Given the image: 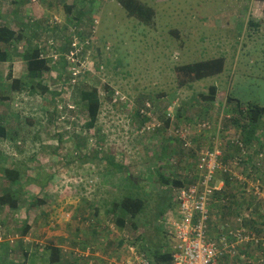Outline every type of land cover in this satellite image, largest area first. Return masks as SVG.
I'll list each match as a JSON object with an SVG mask.
<instances>
[{"label":"rangeland","instance_id":"obj_1","mask_svg":"<svg viewBox=\"0 0 264 264\" xmlns=\"http://www.w3.org/2000/svg\"><path fill=\"white\" fill-rule=\"evenodd\" d=\"M141 1L155 12L148 23L117 0H0V24L23 35L9 47L12 61L0 62V123L9 133L0 139V195L9 184L3 169L22 171L20 206H0V264H53L51 245L61 249L54 264H127L151 260L161 245L170 251L176 187L161 175L196 183L206 147L231 167L214 180L227 197L211 204L210 235L233 244V254L221 244L217 264H264V120L246 145L228 102L264 106V0ZM32 44L52 58L46 93L10 88V68L28 78L21 53ZM217 56L226 59L220 74L189 82L178 72ZM212 84L218 92L205 99ZM84 85L102 101L91 128L77 91ZM128 193L148 198L138 228L119 227L109 211ZM158 204L160 231L152 224Z\"/></svg>","mask_w":264,"mask_h":264},{"label":"trees","instance_id":"obj_2","mask_svg":"<svg viewBox=\"0 0 264 264\" xmlns=\"http://www.w3.org/2000/svg\"><path fill=\"white\" fill-rule=\"evenodd\" d=\"M94 0H89L92 4ZM122 7L127 11L129 16L135 17L142 22L148 23L152 20L154 15V9L148 6L141 0H117ZM69 11L72 10V6L67 5ZM23 33V31H21ZM23 35L17 32L15 29L8 25L0 24V62L12 61V54L10 51V46L16 40L21 41ZM8 46V47H7ZM65 51V48H62ZM21 57L26 62L27 75L28 78H13L12 68L9 70V77L12 78V83L10 88L13 90H20L22 88L30 87L31 90L37 92V88H41V93H46L49 90V86L44 84L42 79L45 74L49 73L51 70V57L43 55L41 47L37 44H32L28 46L22 53ZM64 62V61H63ZM226 59L224 56L211 57L207 59H201L194 62H189L182 64L177 67L178 72L185 76L188 81H197L211 76H215L224 71ZM185 80H182V83ZM210 95H203L205 99H214V96L218 92V86L215 84L210 85ZM79 95L84 106L88 110L89 121L85 126L88 128L94 127L98 121L100 115V109L102 105L101 97L96 87L90 85H84L77 88ZM228 102L233 105V114L230 115V121L233 126L236 127L238 133L243 137L246 145L251 144L261 127L264 120V106L259 103H254L251 101H244L239 97H234L229 95ZM148 117H144L142 122H146ZM9 136L7 127L0 123V139L7 138ZM245 144L242 146L245 147ZM239 148V147H238ZM5 177L9 180L8 188L0 195V206H9L11 208H17L20 206V201L22 197L18 189L14 187L17 185L21 179L22 171L19 168L6 167L3 169ZM224 181L226 184L231 182L230 175L225 172ZM161 178L165 183H172L175 187L183 186V181L178 179H170L165 175H161ZM215 197H227L225 190L221 188L217 190L214 194ZM148 198L142 197L140 195H135L134 193L126 194L119 201H115L112 208L109 211L113 212L116 216V222L119 227L124 228L130 221L134 228H138L136 218L141 215L146 210L148 206ZM234 199L233 201H235ZM34 204V201H31ZM213 203V202H212ZM211 203V204H212ZM155 220L152 222L155 228L160 231L162 226L158 224V220L165 213L164 204H158ZM150 223L149 221H147ZM253 222H256L253 220ZM151 224V223H150ZM28 226L25 227L24 234L28 232ZM164 245L150 251V259L154 264H169L172 255L171 251L161 249ZM50 249V261L54 264L57 263L61 258V249L59 246L51 245L48 247Z\"/></svg>","mask_w":264,"mask_h":264},{"label":"built area","instance_id":"obj_3","mask_svg":"<svg viewBox=\"0 0 264 264\" xmlns=\"http://www.w3.org/2000/svg\"><path fill=\"white\" fill-rule=\"evenodd\" d=\"M220 156L221 151L217 147L202 148L197 163L200 173L197 182L173 189L176 214L174 211L170 212L167 220L169 231L173 234V244L170 247L172 259L169 264H217L218 258L224 253L221 244L233 254V244L227 243L226 236L218 242L210 235L211 203L215 192L222 188L215 185L216 173L220 169L231 172L230 165L228 167L227 164H222ZM238 232L239 229L227 230L229 236L234 234L243 241L245 231ZM128 262L127 264H154L145 255L136 256L135 262Z\"/></svg>","mask_w":264,"mask_h":264},{"label":"crops","instance_id":"obj_4","mask_svg":"<svg viewBox=\"0 0 264 264\" xmlns=\"http://www.w3.org/2000/svg\"><path fill=\"white\" fill-rule=\"evenodd\" d=\"M224 199H226V198H224ZM171 247V246H170ZM146 257V256H145ZM151 261V260H150Z\"/></svg>","mask_w":264,"mask_h":264}]
</instances>
